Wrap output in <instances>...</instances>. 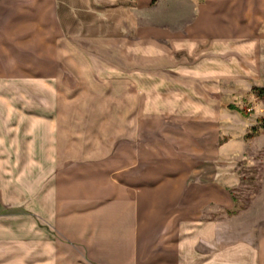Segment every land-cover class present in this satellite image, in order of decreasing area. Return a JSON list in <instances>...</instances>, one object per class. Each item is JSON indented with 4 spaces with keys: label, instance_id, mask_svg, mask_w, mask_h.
Returning a JSON list of instances; mask_svg holds the SVG:
<instances>
[{
    "label": "crops",
    "instance_id": "0c3cea01",
    "mask_svg": "<svg viewBox=\"0 0 264 264\" xmlns=\"http://www.w3.org/2000/svg\"><path fill=\"white\" fill-rule=\"evenodd\" d=\"M190 1L194 20L169 38L163 104L210 122L209 85L264 88V0ZM153 4L0 0V213L15 216L0 220V241L34 250L37 264H264V233L237 226L226 185L204 179L201 149L139 144V68L98 67L74 50L121 39Z\"/></svg>",
    "mask_w": 264,
    "mask_h": 264
},
{
    "label": "rangeland",
    "instance_id": "374dc122",
    "mask_svg": "<svg viewBox=\"0 0 264 264\" xmlns=\"http://www.w3.org/2000/svg\"><path fill=\"white\" fill-rule=\"evenodd\" d=\"M152 2L155 4L149 10L136 12L139 26L119 37L121 39L77 42L74 50L87 53L82 61L87 62V56H91V62H96L98 67L122 66L125 72L127 68L138 67L141 76L139 144L153 152L155 148L164 153L182 154L196 145L202 151L197 156L203 158L204 179L218 180L230 191L235 202L231 212L237 215V226L250 229L253 235L264 233V98L256 94L254 86L233 84L218 89L209 85L207 95L219 104L215 120L201 122L200 115V118L191 115L187 118V114L179 117L166 112L163 99H167L169 92L163 91L162 72L166 68V54L171 53L169 48L174 49L169 38L178 32H187V24L194 20L195 12L190 0ZM174 54L179 59L187 52ZM186 60L187 65L193 64L195 57ZM153 78L155 86L146 83V79ZM64 79L72 82L70 76ZM125 83L123 89L131 95V85ZM151 86H157L158 90L146 89ZM136 93L134 90V98ZM191 94L206 99L204 92L192 91ZM190 128L195 131L191 135L188 134ZM12 215L0 213L1 222L13 220L15 216ZM5 243L11 244L10 251L4 250V246H10ZM16 243L0 241V264H37L36 252L20 248Z\"/></svg>",
    "mask_w": 264,
    "mask_h": 264
},
{
    "label": "trees",
    "instance_id": "16d2710c",
    "mask_svg": "<svg viewBox=\"0 0 264 264\" xmlns=\"http://www.w3.org/2000/svg\"><path fill=\"white\" fill-rule=\"evenodd\" d=\"M256 94L259 96V97H263L264 98V88H261V87H255L254 88ZM262 122L264 123V119H262Z\"/></svg>",
    "mask_w": 264,
    "mask_h": 264
}]
</instances>
